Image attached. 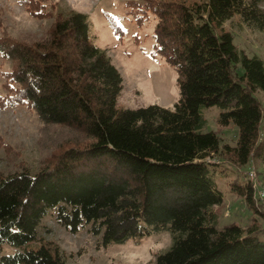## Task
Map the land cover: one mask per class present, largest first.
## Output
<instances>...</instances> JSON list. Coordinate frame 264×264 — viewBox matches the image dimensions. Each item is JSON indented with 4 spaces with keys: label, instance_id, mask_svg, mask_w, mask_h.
Here are the masks:
<instances>
[{
    "label": "trees",
    "instance_id": "1",
    "mask_svg": "<svg viewBox=\"0 0 264 264\" xmlns=\"http://www.w3.org/2000/svg\"><path fill=\"white\" fill-rule=\"evenodd\" d=\"M23 1L54 20L39 37H15L0 24V57L10 63L0 100L37 112L50 154L37 171L0 170V246L14 249L0 264H66L59 251L31 246L50 210L68 231L87 230L104 246L170 231L172 245L155 264H264L263 229L219 227L214 210L224 203L216 177L229 176L216 156L229 154L264 178V108L254 93L264 91V61L239 49L224 26L237 15L264 33V0L133 1L154 15L155 51L178 72L173 108L118 107L123 76L92 41L88 14ZM211 106L221 109L223 125L239 127L235 145L202 131L201 109ZM248 170L231 189L258 213L264 196Z\"/></svg>",
    "mask_w": 264,
    "mask_h": 264
},
{
    "label": "rangeland",
    "instance_id": "2",
    "mask_svg": "<svg viewBox=\"0 0 264 264\" xmlns=\"http://www.w3.org/2000/svg\"><path fill=\"white\" fill-rule=\"evenodd\" d=\"M42 1L36 0L38 4ZM53 1L57 3V10L60 12L75 9L88 14L92 41L107 52L123 76L118 107L139 108L150 104L174 107L180 98L178 72L164 56L155 51L156 19L152 12L141 13L133 4L134 0H44L43 9L53 10ZM30 12L23 0H0V24H6L8 32L15 37L42 36L54 20L52 15L42 17ZM112 22L122 32L118 33ZM224 26L233 33L239 49H243L248 55H258L264 61L263 32L250 29L237 15L226 21ZM9 68V61L0 57L2 94L6 92L2 91V72ZM254 93L264 108V91L256 90ZM201 112L205 118L203 132L214 131L223 139V143L236 144L239 127L234 123L223 125L218 106L203 107ZM42 125L39 115L30 106H7L6 102L2 103L0 100L1 171L9 173L24 166L32 171L40 168L43 159L50 154V150L41 147ZM49 128L45 129L46 132ZM262 132L264 133V120ZM216 159L220 160L221 167L229 173V176L216 177L224 194V203L214 207L219 215V227L233 222L243 226L255 225L263 229L259 235L264 239V199L258 202L260 211L257 213L236 195L230 184L235 178L243 181L250 164L240 167L229 154L216 156ZM259 167L263 169L262 165ZM259 177L262 179L261 175ZM169 237L170 245L166 244L163 251L157 252L155 245L162 240L167 241ZM172 242L171 232L163 230L141 240L129 239L123 243L114 242L104 246L99 242V237L87 230L78 233L68 231L57 222L53 210H50L39 226L38 239L31 246L44 244L53 254L59 251L65 256L66 264H155L157 255L167 251ZM13 251L9 244H2L0 257Z\"/></svg>",
    "mask_w": 264,
    "mask_h": 264
},
{
    "label": "built area",
    "instance_id": "3",
    "mask_svg": "<svg viewBox=\"0 0 264 264\" xmlns=\"http://www.w3.org/2000/svg\"><path fill=\"white\" fill-rule=\"evenodd\" d=\"M248 178L252 180L253 185L256 189V194L260 197L264 196V178L260 179L259 174L254 166H252L248 172Z\"/></svg>",
    "mask_w": 264,
    "mask_h": 264
},
{
    "label": "clouds",
    "instance_id": "4",
    "mask_svg": "<svg viewBox=\"0 0 264 264\" xmlns=\"http://www.w3.org/2000/svg\"><path fill=\"white\" fill-rule=\"evenodd\" d=\"M170 243H171V239H170V237L167 239V241H161V242H159V243H157L156 245H155V250L157 251V252H159V251H163L164 249H165V247H166V244L167 245H170Z\"/></svg>",
    "mask_w": 264,
    "mask_h": 264
}]
</instances>
